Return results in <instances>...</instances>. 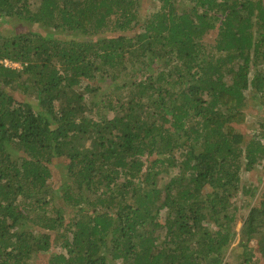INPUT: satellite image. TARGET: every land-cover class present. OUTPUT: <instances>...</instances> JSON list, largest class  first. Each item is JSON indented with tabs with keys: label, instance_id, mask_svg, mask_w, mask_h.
<instances>
[{
	"label": "trees",
	"instance_id": "trees-1",
	"mask_svg": "<svg viewBox=\"0 0 264 264\" xmlns=\"http://www.w3.org/2000/svg\"><path fill=\"white\" fill-rule=\"evenodd\" d=\"M153 1L0 0V264H264V0Z\"/></svg>",
	"mask_w": 264,
	"mask_h": 264
},
{
	"label": "rangeland",
	"instance_id": "rangeland-1",
	"mask_svg": "<svg viewBox=\"0 0 264 264\" xmlns=\"http://www.w3.org/2000/svg\"><path fill=\"white\" fill-rule=\"evenodd\" d=\"M158 6V3L153 0H140V12H139V19L142 21L146 14L148 12L153 11ZM7 19V18H6ZM0 28L3 30V32H6L12 28L16 30L24 29L25 27H22L20 25H15L14 21L12 20H4L1 24ZM135 30V29H134ZM131 30L124 31V33H130ZM121 33L120 31H112V29H105L102 32L98 33L96 36H113ZM215 32L213 30L209 31L207 36L205 37L208 41V43H211L214 41ZM257 68V69H256ZM256 68H253L250 71V77L253 75L254 71L260 70V72H263L264 74V63H259ZM246 94V101L244 109L246 111L245 116V122L241 125H238V128L241 129V131H244L245 138L248 139V136H253L257 131H261V128H257L256 122L259 119L258 117H261L264 120V103H261V101L258 99L259 94L254 95L253 91L249 88L245 92ZM16 97L22 101L26 100L28 101L27 96H22L20 93H16ZM255 127H254V126ZM260 127V126H259ZM256 131V132H255ZM261 139L262 143L264 144V136L258 137ZM261 157L258 158V160L253 164L251 170H244L243 168L240 170V187L244 185L241 190L239 191L238 196H236L235 199V205L231 207V210L229 214L235 215V220L233 221V227L235 230H239V228L242 225L243 219L247 214L248 204L254 203L258 197L263 193L264 190V155H260ZM247 188L248 193L244 191V189ZM207 223H210L209 226L212 229H215L216 227L212 224V222L208 219ZM232 225V222H231ZM235 241H232V245H235ZM231 245V246H232ZM233 250L232 248L229 249L227 253L228 256H233ZM234 257V256H233ZM230 259V263L232 258ZM259 259V258H258ZM40 262V260H39ZM238 262V259H237ZM235 262L234 264H239ZM233 264V263H232ZM255 264H263V262L259 259L258 262Z\"/></svg>",
	"mask_w": 264,
	"mask_h": 264
},
{
	"label": "built area",
	"instance_id": "built-area-1",
	"mask_svg": "<svg viewBox=\"0 0 264 264\" xmlns=\"http://www.w3.org/2000/svg\"><path fill=\"white\" fill-rule=\"evenodd\" d=\"M7 63V62H6Z\"/></svg>",
	"mask_w": 264,
	"mask_h": 264
}]
</instances>
